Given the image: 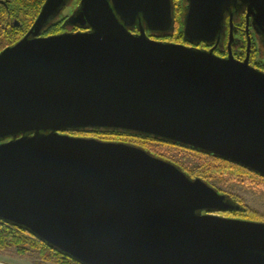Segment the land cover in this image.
Segmentation results:
<instances>
[{
    "label": "water",
    "instance_id": "95a60500",
    "mask_svg": "<svg viewBox=\"0 0 264 264\" xmlns=\"http://www.w3.org/2000/svg\"><path fill=\"white\" fill-rule=\"evenodd\" d=\"M45 0L0 52V220L80 264H264V220L179 164L137 144L70 134L111 129L218 155L264 177V72L231 52L233 9L264 23V0ZM136 30V31H134Z\"/></svg>",
    "mask_w": 264,
    "mask_h": 264
},
{
    "label": "trees",
    "instance_id": "16d2710c",
    "mask_svg": "<svg viewBox=\"0 0 264 264\" xmlns=\"http://www.w3.org/2000/svg\"><path fill=\"white\" fill-rule=\"evenodd\" d=\"M175 3V17H176V28L175 32L167 35H152V37L157 39H164L173 42L179 43H188V41L184 38L183 34V23L182 19L185 13L186 1L185 0H174ZM78 4V3H77ZM61 21L56 22L59 23L57 29H53V22H51L44 30V35H50L55 32H60L65 30L66 26H63L62 23L65 17H60ZM57 19V18H56ZM55 19V21H56ZM70 134L87 136V137H96L103 140H111V141H125L133 144L140 145L151 150L148 146L144 145L145 142L149 141H162L166 142L162 139H159L155 136H145L142 134H136L131 132H126L123 130H111V129H89V130H80V131H70ZM168 142V141H167ZM142 143V144H141ZM172 143V142H168ZM174 144V143H172ZM180 145V144H177ZM182 146V145H181ZM187 147V146H184ZM190 148V147H187ZM195 151L197 154L202 156L203 162L200 166L195 170H187L185 169L191 176L193 177H201L207 181V175L210 172H218V170H237V171H247L250 174H254L256 176L262 177L257 172L237 164L231 160L223 158L218 155L210 154L207 152H203L201 150L190 148ZM154 152L153 150H151ZM159 155V153L154 152ZM231 196V195H230ZM232 199L241 206L239 210H228V211H211L217 214L227 215L231 217L238 218H247V219H259L264 220V218L259 215L254 210L249 209L244 205V202L236 196H231ZM10 250H14L18 255L26 256V255H36L35 264H80L74 261L71 257L63 254L58 249L49 246L47 243L40 240L37 236H35L32 232L27 230L22 226H18L9 222H4L0 220V252H8Z\"/></svg>",
    "mask_w": 264,
    "mask_h": 264
},
{
    "label": "flooded vegetation",
    "instance_id": "af4514ba",
    "mask_svg": "<svg viewBox=\"0 0 264 264\" xmlns=\"http://www.w3.org/2000/svg\"><path fill=\"white\" fill-rule=\"evenodd\" d=\"M44 2L45 0H0V52L6 47L14 45L28 34L35 23ZM79 3L80 0H71L68 2L67 6L57 17L56 21L53 20L52 24L54 25L52 30L58 28L59 23L56 22L61 21V16L65 17L62 23L64 26L65 21L73 12H75ZM249 11L250 8L248 4L245 3H241L233 9V39L231 52L237 60H248L250 65L264 72V23L258 22ZM227 23L228 26L226 27L225 39L216 46L215 44H208L205 42L196 44L186 42V44L196 45L205 49L213 48L217 55L227 57L230 54L228 46L231 30L229 16L227 18ZM87 29L88 28L79 25H72L66 27L65 30L53 34L65 31H85ZM41 35L47 36L43 33H41ZM178 146L184 147L181 145Z\"/></svg>",
    "mask_w": 264,
    "mask_h": 264
},
{
    "label": "rangeland",
    "instance_id": "374dc122",
    "mask_svg": "<svg viewBox=\"0 0 264 264\" xmlns=\"http://www.w3.org/2000/svg\"><path fill=\"white\" fill-rule=\"evenodd\" d=\"M144 145L190 171L197 169L203 162L200 154L187 147L162 141H149ZM207 179L221 192L238 197L246 207L264 218V179L262 177L247 171L218 170V172H210ZM36 260L35 254L22 256L14 250L0 252V264H35Z\"/></svg>",
    "mask_w": 264,
    "mask_h": 264
}]
</instances>
